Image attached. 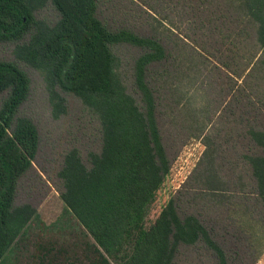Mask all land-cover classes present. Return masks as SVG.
Segmentation results:
<instances>
[{"label": "trees", "instance_id": "obj_1", "mask_svg": "<svg viewBox=\"0 0 264 264\" xmlns=\"http://www.w3.org/2000/svg\"><path fill=\"white\" fill-rule=\"evenodd\" d=\"M46 3L56 12L54 21L36 17ZM130 5L127 18L139 20L137 26L100 18L97 0H0V42L28 36L17 46L19 57L92 109L100 132L97 151L83 159L77 147L68 149L56 172V189L82 227L80 237L72 251L43 241L51 227L41 223L33 204L15 202L40 149L37 126L19 115L30 78L15 61L0 60V264H187L186 256L180 259L184 248L197 255L210 250L205 255L212 264H254L264 249L260 126L248 131L252 140H202L206 150L198 164L158 216L147 218L172 161L159 116L181 109L191 71L194 80L216 73L236 82L246 80L251 66L264 71V0ZM124 44L139 49L132 72L139 102L116 70L113 48ZM235 88L244 90L241 83ZM221 103L212 113H221ZM182 128L187 138H198L206 124L194 132ZM35 224L44 228L35 232Z\"/></svg>", "mask_w": 264, "mask_h": 264}, {"label": "rangeland", "instance_id": "obj_2", "mask_svg": "<svg viewBox=\"0 0 264 264\" xmlns=\"http://www.w3.org/2000/svg\"><path fill=\"white\" fill-rule=\"evenodd\" d=\"M97 2L98 16L107 22L115 21L130 26H137L139 23L136 18H127L132 13L129 9L132 7L130 0ZM56 16L49 3L36 11V17L47 22L54 21ZM27 38L28 36H25L17 42H0V60L15 61L30 78L29 96L20 107L19 115H25L35 123L40 138V149L33 170L19 181L15 202L33 204L41 223L45 224L46 228L51 227L52 230L43 233V241L56 242V246L60 245L72 251L74 242L83 230L75 218L64 209L56 189V185L61 183L56 172L68 149L77 147L83 159L87 158L88 151L99 149V120L95 112L79 97L56 88L48 80L45 70L32 67L19 57L17 46ZM113 51L117 57L116 70L122 84L139 102L132 76L134 59L139 54V49L124 44L114 47ZM260 66H251L250 75L246 76V80L236 79L237 82L233 79L227 80L224 74L218 76L216 73L208 74L204 81L192 79L193 76L196 77L192 71L190 78L186 76V98L184 96L181 99V109H175L172 114L166 109L167 112L162 114V117L159 116L163 141L172 161L167 181L157 192L147 216L148 220H154L158 216L167 198L180 188L198 164L206 150L202 140H252L248 131L259 126L264 128V71L258 70ZM238 83L243 84L244 90L235 88ZM181 92L182 90H178L172 93V97H177ZM60 97L63 98L62 101ZM220 102L221 106L223 105L220 106L221 113H212ZM225 106L226 112L223 111ZM229 109L234 113H227ZM188 115L193 118L187 120ZM209 115L210 121L207 119ZM202 123L206 124L202 135L198 138H187L182 124L188 125L194 132ZM224 152L231 155V151ZM40 166L45 168L46 174L40 171ZM42 228L44 227L35 224L34 231L39 232ZM255 244L257 245L256 242ZM198 252L184 248L180 259H185L186 256L187 264H212V258L207 259L205 255L206 252L209 254L210 250L202 249L203 254L200 255H197ZM254 264H264V249Z\"/></svg>", "mask_w": 264, "mask_h": 264}]
</instances>
